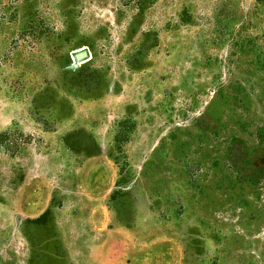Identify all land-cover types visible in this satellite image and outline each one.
Returning <instances> with one entry per match:
<instances>
[{
  "label": "rangeland",
  "instance_id": "374dc122",
  "mask_svg": "<svg viewBox=\"0 0 264 264\" xmlns=\"http://www.w3.org/2000/svg\"><path fill=\"white\" fill-rule=\"evenodd\" d=\"M0 264H264V0H0Z\"/></svg>",
  "mask_w": 264,
  "mask_h": 264
}]
</instances>
